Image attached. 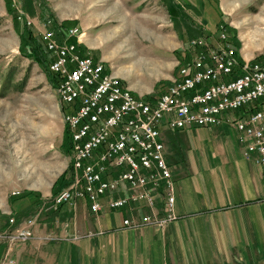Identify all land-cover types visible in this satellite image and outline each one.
Here are the masks:
<instances>
[{"label":"built area","instance_id":"1","mask_svg":"<svg viewBox=\"0 0 264 264\" xmlns=\"http://www.w3.org/2000/svg\"><path fill=\"white\" fill-rule=\"evenodd\" d=\"M66 34L83 36L78 28ZM44 41L53 58L50 71L60 76L56 94L67 107L72 144L71 184L54 196L53 208L86 199L95 214L140 206L152 211L125 220L126 228L165 229L175 222L176 187L161 139L165 124L174 130L228 126L264 180V57L240 56L224 25L191 42L170 88L152 98L136 95L102 61L54 31L45 32ZM120 192L126 194L116 196ZM11 224L16 228L3 236L11 246L35 238L36 219Z\"/></svg>","mask_w":264,"mask_h":264},{"label":"rangeland","instance_id":"2","mask_svg":"<svg viewBox=\"0 0 264 264\" xmlns=\"http://www.w3.org/2000/svg\"><path fill=\"white\" fill-rule=\"evenodd\" d=\"M211 3L219 4L224 20ZM219 22L240 56L264 57V0H0V194L51 196L55 181L71 169L65 106L41 51L45 32L77 44L136 95L152 98L170 88L191 42L215 34ZM28 28L32 39L22 36ZM71 28L83 33L80 40L68 37ZM53 198L44 212L59 213ZM123 210L133 219L138 209Z\"/></svg>","mask_w":264,"mask_h":264},{"label":"crops","instance_id":"3","mask_svg":"<svg viewBox=\"0 0 264 264\" xmlns=\"http://www.w3.org/2000/svg\"><path fill=\"white\" fill-rule=\"evenodd\" d=\"M161 133L176 187L175 222L128 229L127 210L93 215L86 199L44 212L61 190L58 179L51 196L0 194V264H264V180L236 134L228 126L166 124ZM137 209L134 220L148 214ZM29 218L36 219L35 238L11 246L3 238L15 227L11 219Z\"/></svg>","mask_w":264,"mask_h":264},{"label":"trees","instance_id":"4","mask_svg":"<svg viewBox=\"0 0 264 264\" xmlns=\"http://www.w3.org/2000/svg\"><path fill=\"white\" fill-rule=\"evenodd\" d=\"M210 2V1H209ZM214 5V7H216V10L217 12L220 14V18L221 20H224V14L223 12L221 11L220 7H219V4L216 3L217 5H215L214 3H211ZM22 20V19H21ZM222 23L219 22V25H221ZM218 25V26H219ZM24 26L27 28V25L24 24ZM66 28V24H63L61 26V28ZM218 28V27H217ZM217 31V29H216ZM25 33L28 34V39H32V33H33V30L31 28H28V30L24 31V33L22 34V36L25 35ZM36 40H32V42H35ZM39 47L41 48L42 46L39 45ZM41 51L44 52V54L46 55V57L48 58L46 62H48L50 65L52 63V61L49 59L50 57V53L47 51V49H41ZM189 57L188 55L186 56V58ZM185 58V59H186ZM184 62H186V60H184ZM184 62H182L181 64H183ZM48 64V65H49ZM50 65L49 67L47 68V74H48V77H49V80L51 81L52 85H54V88H57L58 85H59V82H60V76H58L57 74L53 73L50 71ZM67 107L63 108V113H67ZM65 135H66V140H67V144H68V152L71 153L72 152V144H71V137H70V134H69V131L67 129H65ZM70 171H66L62 176L61 178H59V180L56 182L55 184V189L58 188L59 186H65L64 188L68 187L70 184H71V172H72V165L70 166ZM63 189V187H62ZM61 192V190H60ZM59 193V191L55 194V196Z\"/></svg>","mask_w":264,"mask_h":264}]
</instances>
